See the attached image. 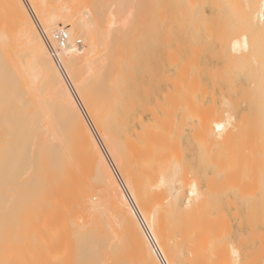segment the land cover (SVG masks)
<instances>
[{
	"label": "bare ground",
	"instance_id": "bare-ground-1",
	"mask_svg": "<svg viewBox=\"0 0 264 264\" xmlns=\"http://www.w3.org/2000/svg\"><path fill=\"white\" fill-rule=\"evenodd\" d=\"M58 1L59 0H0V264H185L186 261L188 264H193V259L196 262H201L202 260L200 261V259L202 258L205 261H202L201 264H204L203 262H206L205 258H208L205 254L206 249H204V253H202L204 256H206L205 258L203 257V255H201L200 252L196 253L195 256L197 257L193 258L194 254L192 253L194 248L190 249L189 251L187 250L194 247L193 245H196V243L198 245V241L201 240L197 241L196 238L200 235L195 236V231H191L193 234L189 232V234L191 233L195 236L196 240L194 241V236H192L191 234L188 235L187 233L188 240L184 238V240L186 239V241L183 242H185L187 245L189 244L188 247L184 246L186 244L181 242L183 238L182 240L181 238L175 239V236H177L176 233L178 231L175 232L174 236V230H177V228L179 227L181 228V226L178 227L174 224L177 223V220H180V215L188 213L186 215H188V217L190 218V213L192 215L196 212L195 210H198L199 212L201 211V208H199V206L202 205L204 192L201 193L195 185H192L191 188L187 191L184 190L183 186H187L186 182H188V179H186L187 181L185 180V182H183L184 178L181 176L184 175L180 174L181 169L179 168V165H173L171 166V168L164 169L166 166L160 162L159 158L157 159L155 156L150 157L148 153L149 150L147 149H144L143 153L147 150L145 156H149L150 158L147 157L146 159L148 160H144L145 163L140 164V161L137 160L136 156L139 151L141 153L140 149L143 148V146L144 148H146V145H142V147L139 148L138 153L136 154L137 146L140 145L134 147L135 142H132L133 137L131 140V131L136 130L135 128L132 129L130 126L131 124H129L128 117L129 114H132V112L128 113V111H125L127 109H125V107H122L123 104H121V98H117V96H115L116 93L113 94L110 91H114V88L117 91L116 84L115 86L113 85L115 81H118V79L115 78V71L118 68L117 63H119L124 56L122 55V53H125L126 55V52H124V50L126 49L128 44L124 45V36L122 34L126 33V31L123 32L125 26L121 27L123 28L121 31L118 22V26L116 25L117 23L115 20L118 19L119 21V18H114L116 15H113L112 17L109 15L111 18L108 16V18L106 19L105 17H103L105 15L101 16L102 13H100V15L98 14L99 16H97L96 13L95 17V12L93 11H95L96 7L99 9V12H101L100 9H102L104 6H106L105 8L108 9L110 5L108 6L106 2L112 0H105L106 2L103 0H99L101 1V3H105H100V5L99 3L94 4V10H87L91 13L87 14V12H85V17L80 16L78 12L77 14L79 16H76L77 14L74 13L75 9L73 8L75 7V5H73L74 2L73 4L71 3L72 5H70L69 2L66 3L67 0H64L62 2ZM125 1L127 2H124L125 5L129 3V0ZM235 1L236 0H234V2ZM242 1L245 2L243 6H246L244 10H246L247 6H249L246 11L250 13L251 10L252 12V14L249 15V13H247L246 15H249L248 17H250L251 15L253 16V19L247 18V22L249 20H251V22L252 20H254L255 23L253 22L254 24L252 25V23L249 21L250 23L246 24L247 22L245 21L244 24L248 25V28L252 26L253 28H251L252 30L242 28L241 32H243V30L245 31V29L248 32H252L255 26H257V29L255 28L254 32L258 33L259 30L260 32H262V28H260L261 26L259 27V25L264 22V0H259V4H255L256 6L254 5L256 7L255 9L251 8V6L253 7L254 3L252 5H248L250 3H246L250 0H238L239 6L237 7L240 8V6H242ZM251 1L253 2V0ZM81 2L83 1L81 0ZM86 2L89 3L87 0ZM95 2L97 1L95 0ZM113 2L115 3L114 0ZM113 2H111L112 7L118 6H114L115 4ZM118 2L120 3V1H117V3ZM120 4H122V2ZM81 5L83 6V3H81ZM90 5L89 7L91 8L93 4L91 6ZM126 6L130 7L128 5ZM122 7L123 8H121V10L125 9V6ZM127 7L125 10L126 12ZM105 8H103L102 10L108 13L109 9L106 10ZM144 8L145 7H143V9ZM78 9L81 10V8ZM113 9L116 10V8ZM115 10H113V14H117L115 13ZM244 10L242 9V12ZM145 11L146 10H144V12ZM141 12H143V10ZM85 13H82L81 15H84ZM143 13H141L140 15H142ZM33 14L37 18L36 20L40 25L41 31L37 26L38 24L33 18ZM127 14L129 15L130 12L128 11ZM128 15H124V17ZM143 15L142 18L145 17ZM148 15L146 13V16ZM101 17L104 18V21H101L102 19H100L99 23V18ZM230 18L226 17L227 20H229ZM142 21H140V23H142ZM126 22L124 23L126 24ZM226 23L223 24L226 25ZM120 24L122 25V22ZM249 24L251 25L249 26ZM233 27H236V25ZM228 28L230 29V27ZM236 29L235 31H237ZM140 30H142V28H140ZM59 31H64L68 37V46L58 51V57L61 63L62 70H60L54 64L50 51L48 50L43 39V35L47 36L50 39L52 38L54 33ZM233 31L234 30L232 29L231 32ZM241 32H238V35H236L237 33L235 35L239 36ZM254 32H252L253 34H249L254 35ZM132 33L134 34L135 31ZM228 34L229 32L227 33V35ZM246 34H240L242 35V37L239 36V39L234 36V41L232 42V44H230V48H232L230 49V52L233 51L231 52V55L232 53H241L244 55L245 51H247L246 49H248L250 45H248L249 36H247L249 34ZM124 35L126 36V34ZM131 36L133 37V35ZM227 39L229 40L228 37ZM257 39L259 40V38ZM81 41H83L84 43ZM167 41L165 40V42ZM250 41H252L251 36ZM250 41L249 43H252ZM78 43H83V46L80 48H76ZM139 43H142V41H140ZM249 49L251 50V48ZM259 50L258 52H262L261 50ZM255 52H253L255 54L254 56H257L256 54L258 53ZM168 54L166 55L167 58ZM238 55L242 58V55ZM232 59H234V57ZM244 59H246V57H244ZM261 61L259 62L261 63ZM263 66L264 65H262V67ZM180 74L182 75V73H180L179 71V75ZM180 77L182 76H179V78ZM179 78L178 81H176L175 79L174 82L181 83L182 79L180 78V80ZM120 87H122V85ZM122 88L124 89V87ZM122 88L119 89L121 90ZM178 88L179 87H177L176 89ZM176 89L174 86L173 90L175 91ZM260 89H262V87ZM168 95L173 96L171 94H167V96ZM186 95L189 94L187 93ZM170 96L168 97L170 98ZM182 98L184 101H186L184 94ZM262 98V100H259L257 102L260 103V108H263L264 110V96ZM171 100L172 99H170V101ZM174 101L178 102L179 100ZM165 102L167 104L171 103L167 101ZM180 103L182 104L183 102L180 100ZM184 103H187V101ZM250 103L251 102H249V104ZM221 104H223L225 107L229 105L226 100H224V102ZM79 105H82V109H84L86 117ZM173 105V107H175L176 103H173ZM171 107L168 112L171 111ZM210 108L211 107H209V109ZM160 110L162 111V109ZM208 112H210L211 116L212 112L210 110H208ZM198 114L196 113L197 117L201 118V116ZM208 114H203L204 118L207 117L206 115ZM229 114L231 115L232 112ZM261 114H263V112ZM226 116V118L222 119V121L215 122L214 124L211 123L209 126L213 127L211 128L212 137L215 135V137H217L218 139H213L217 140L218 142H220V139L222 137L223 138L221 141H225L227 139L229 140V137L231 138V135L228 134V137L227 133H229V130L232 133L233 130L232 128H230V126L235 129L234 125L236 126V123L239 122L238 121L235 123L234 121H232L233 118L228 114H226ZM255 118L258 119V117L256 116L254 117V119ZM87 119L93 125H91L93 127L92 129H95V134L98 135V138L102 142V144H100L104 145V149L102 148L103 150L101 149L102 146L100 147V144L98 143L99 140L96 139L94 132L90 128ZM135 120L136 122L143 121L142 118H140L139 121H137L136 118ZM250 120L252 121V119H249V123ZM259 120H261V118ZM214 121H216V119ZM255 121L257 122V120ZM178 122L181 123V121ZM241 122H243L242 124L244 125L243 119ZM157 123L158 125L162 126V124H159V120ZM201 124H203V122ZM201 124H199L200 129L202 130L204 126L202 131L206 132V130L204 129H206L207 126L205 124L201 126ZM258 128L260 127H257L256 129L258 130ZM199 130L198 134L202 133V136L205 135V132L203 133L201 130V132H199ZM164 131L165 130H163V132ZM262 131L264 132L263 129ZM132 132L136 133L135 131ZM241 132L242 131L238 133L240 134V136L242 135ZM156 133L158 132L156 131ZM208 133H211V131H209ZM250 133L251 131L249 132V134ZM249 134L246 135L245 133V142L251 144L252 141L250 140V137L251 135L253 136L254 133H251L250 135ZM232 135L234 136L233 133ZM255 135L254 137H256ZM259 135H261V133ZM259 135H257L258 138ZM194 136L192 135V138ZM139 137L140 139H142L141 135ZM158 137L161 138V136L159 135ZM224 137H226L225 140ZM152 138H154V136H152ZM171 138H173V136ZM213 139L211 138L212 142ZM232 139L233 138L230 139L231 142ZM228 140L227 142L229 144L230 142ZM247 140H249V142ZM145 141L147 142L148 139ZM217 141L216 143L218 145ZM153 142L156 144L159 141H154L153 139ZM257 142L258 141L256 140V143ZM262 142H264V140L258 142L259 148L261 147L260 145ZM247 143L245 145L248 146ZM171 144H173V142ZM222 144L224 145L225 143L222 142ZM174 145L175 143L172 145V147ZM217 145L216 147L214 146L215 149H218ZM149 146L150 148L156 147L155 145H152L151 147V144H149L148 142L147 147ZM253 147L255 148V146ZM261 148L262 150H260V156H264L262 155V152L264 153V147ZM152 150L150 149V151ZM229 150L231 151V148ZM229 150L228 152H230ZM232 151L234 152V149H232ZM251 152L253 151L251 150ZM255 152L256 151H254L253 154H255ZM219 153L222 154L223 152H218V154ZM199 154L197 153L196 156H198ZM202 154L204 153L202 152ZM223 154L225 155V153ZM257 154L258 153H256V157ZM142 155L144 154L141 153V156ZM204 156L205 155H203V158L206 159V156ZM247 156L249 155L247 154ZM137 157H140L139 154ZM157 157L159 156L157 155ZM211 157L213 158L214 155ZM211 157H209V159H212ZM141 158L143 159V157ZM151 158L152 160H149ZM242 158L239 159L242 160ZM201 159L202 157L199 160L201 161ZM256 159H258V157ZM221 160L219 161L222 164L223 160ZM214 163L215 162H213V164ZM228 164L229 162H227V165ZM112 169H114L116 173L117 171L118 173H121H117V175H122V178L120 176L118 177H120L122 180L124 178L125 180L126 184L120 180V192L117 186L111 180L112 178L109 170ZM182 171L185 172V169ZM193 172H195V175H197V172L195 170ZM187 175L185 176V178L187 177ZM191 177L189 179L192 181ZM208 179L209 177L206 180V182L208 181L207 184L213 182L212 178V181L211 179ZM121 183L124 189L121 186ZM189 183L192 184V182H188V186ZM212 185L213 184L208 186L211 187ZM215 185L217 186V183ZM220 192H222V189ZM193 208H195V210ZM205 209L206 210L203 209V211L207 212L209 208ZM198 211L197 214H200L198 213ZM186 215L185 218H187ZM204 216L205 214L202 218H204ZM219 216L220 215H218V217ZM190 220H192V218ZM206 220L203 225L207 223ZM185 221L187 222V219ZM182 222H179L180 225L182 224L181 229H184V226L185 228L187 227V229L190 226V229L192 228V225H189L193 224L192 222ZM195 222L194 225H197V223ZM199 225L201 226L202 224ZM226 226L228 227V225L225 224V227ZM200 228L198 227V229ZM213 228L214 230H217L221 227L219 226V228H216V226H213ZM203 229H201V232H203ZM181 231L182 230H180L179 232L184 233V231L186 232L187 230L184 229V231ZM228 232L229 231L227 230V233ZM183 233L181 234V237ZM178 237H180V235H178ZM183 237L185 236L183 235ZM191 237H193V239ZM202 238H204V240L206 239L204 236ZM176 240L178 241L176 242ZM178 242H181L183 244H179ZM204 243V246L201 244L199 246L207 248V246H205L206 243ZM213 243L211 245L217 246V244L215 245V243ZM260 243L264 244V241L263 243ZM183 246L187 249H184ZM260 247H262V245ZM218 248L220 247L218 246ZM214 249L216 250V248ZM185 250L192 254L193 257L185 258ZM194 251L197 252V250ZM182 254L184 257L182 256ZM197 254H200L201 257L199 255V258ZM217 254L219 255V253ZM229 254L231 255L230 262L227 263L237 264L239 260V253L233 246L231 247V252L229 251ZM214 255L212 252V256ZM218 255H216V257L221 258L222 255ZM220 258L219 260L224 259ZM215 263L218 264V262ZM220 263L221 261H219V264ZM194 264L196 263L194 262ZM209 264H212L210 260Z\"/></svg>",
	"mask_w": 264,
	"mask_h": 264
},
{
	"label": "rangeland",
	"instance_id": "rangeland-1",
	"mask_svg": "<svg viewBox=\"0 0 264 264\" xmlns=\"http://www.w3.org/2000/svg\"><path fill=\"white\" fill-rule=\"evenodd\" d=\"M59 1L62 2L64 0H59ZM70 1L67 0L66 3L69 2V4L72 5L74 2L73 5H75V7H73V8L75 9V12H74V9H73V12L76 14L78 12V14L80 16H84V17L86 15L85 12H87V14H89V13H91L90 12L91 9L94 10L93 9L94 4L99 3V5H100V3H101V1H99V0H96L97 2H95V0H87L89 3H87L86 0H85V2H84V0H82L83 2H81V0H73V1L70 0ZM103 1H105V0H103ZM114 1H115V3L113 2V0L106 2L108 4V6L110 5L109 7L107 6L109 10L107 8H105L106 6H104V7L102 6L103 8H105L106 10H108L111 13H109L108 11H107L108 13H106V11L104 12V10H102L103 9L102 7H101L102 9H100L101 12H99V9L96 6L95 7L97 8V10L95 8V11H93V12H95L94 13L95 17H96V13H97V16H99L100 13H102L101 16L105 15L103 17H105L106 19L108 18L109 15L111 17L113 15L114 16L116 15L114 18H119V21H118V19H116L115 21H116V23L117 22L119 23L120 28L125 26L124 29L121 28V31H122V29L124 30L123 32L126 31V33H122L124 36L123 37L124 45L128 44L127 47L125 46L126 49L124 50V52H126V55H125V53H122V55H124V56L122 57V60L119 63H117L118 68L115 71V73H116L115 78H117L118 81L116 82L115 80H113V81H115V83L113 85L115 86V84H116L117 91L115 90V88H114V91L113 90H110V91L113 94L116 93L115 96H117V98L118 97L121 98V101H122L121 104H123L122 107H125V109H127L125 111H128V113L132 112V114H133V115L129 114L128 119H129V124H131L130 125L131 128L136 129V130H132V131H135L136 133L131 131V140L133 137L132 142L133 143L135 142L134 147H136L137 145H140V146H137L136 154L138 153V150L140 147H142V145H146V148H144V146H143V148L140 149L141 153L144 155L141 156V153L139 151L138 154L140 157H137L138 156V154H137L136 158L138 161H140V164H144L145 163L144 160H148V159H146L147 157H149V156L154 157L155 156L157 159L158 158L160 159V162L163 165L166 166L164 169L171 168V166H173V165H179V168L181 169L180 174L184 175V176H181L184 178L183 179L184 181L183 180H181V181L185 182V180L188 179V182H192V184L189 183V186H188V182H186L187 186H183L184 190L187 191L188 189L191 188L192 185H195L201 193L204 192L202 205L199 206V208H201V211L199 212L198 210H195V208H193L196 211L195 212L196 214L194 212H192L194 214L191 215V213H190V215H189L190 218H189L188 215H186L188 213H184L183 215H180V220H177V223H174L178 227L181 226V228H182V224L180 225L179 222H182L184 219L185 220L187 219V222L185 220L183 222L188 223L190 221L189 223H191V222L193 223V224H189V225H192L191 229H190L191 226L188 229H187V227L185 228V226L183 227L184 229L187 230L186 232L184 231V229H181L180 227L179 228L176 227L177 230H174V236H175V232L178 231L177 233H180L179 232L180 230L184 231V233L182 231L181 232L183 233V235L185 237H183V235L181 237L182 233H180V234L176 233L177 236H175L176 237L175 239L181 238V240H182V238H183L182 241L179 239L181 242L186 241V239L188 240V238H187L188 235H190L194 231H195L194 233H196V234H194L195 236L200 235L196 238L197 241L201 240V241H198V245L196 243L197 246L190 244V245H193L194 247L187 249L184 246L188 247L189 244L187 245L185 242H183L184 244H186L183 246L184 249L186 248L189 251L190 249L194 248L193 253H192V254H194V257L192 254H190L188 251L185 250L184 251L185 253L183 252L185 258L186 257L187 258H190V257L195 258V257H197V256H195V254L199 253V252L201 253V255H203L202 253H204V249H206L205 254L208 258H205L206 256L203 255V257L206 259V262H207V263L203 262L204 264L205 263L209 264V260L212 264H217L215 262H218V264H219V261H221L220 264H222V262H223V264H226L227 262H230V256H231L230 254L231 253L229 254V251L231 252V247L233 246L239 253V260H238L237 264H264V244L260 243V242L263 243V241H264V220H263L264 219V156H260V153H261L260 150H262L261 147H264V144H262L264 142H262L260 145L261 149L258 147L259 146L258 142L259 141L261 142L264 140V139H261V138H264V132L262 131V129L264 130V117H263L264 116V110H263V108L262 109L260 108L261 105H260V103L257 102L259 100H262L263 99L262 97L264 96V93H263L264 92V66L262 67V65H264V58H263L264 57V51H263L264 50V30H263L264 29L263 28L264 22L261 25H259V27L261 26L260 28H262L261 29L262 32H260L259 29H258L259 31L257 30L258 33L254 32V29L255 28L257 29V26L254 25L255 28L253 29L252 32H254L255 37H254V35H250L249 33H252V32L251 31L248 32V31H246V29L249 30V29L253 28V26L248 28V25H246V24L250 23L251 20H249L250 22L249 21L247 22L246 19L247 18L253 19L252 15L250 17H248L250 14H252V12H251V10H250V13L246 11L249 6H247L246 10H244L246 6L245 7L243 6L245 3L243 1H242L243 3L241 2L242 6H240V8L237 7V6H239L238 0H236L235 2H234V0H219V1L218 0H208V1L207 0H199V1L198 0H196V1L195 0H147V7H146V0H137V1L136 0H134V1H131V0L128 1L127 0L129 3L126 5L130 6L132 4L130 7H127L125 5V3H127L125 0H114ZM117 1H120V3L122 2V4H124V5L120 4L119 2H118L119 3L118 4ZM239 1H241V0H239ZM250 1H247L246 3L247 4L250 3L248 5H252L254 3L253 7L251 6L252 9L256 8L255 4H257V5L259 4L258 3L259 0L258 1L253 0V2L252 1L250 2ZM254 1L257 3H255ZM80 2L83 3V6H85V7H83ZM91 2L93 5L91 4ZM93 2H95V3H93ZM105 2H102L101 4H103ZM111 2H113L115 4L114 6H116V5H118V6L112 7ZM77 3L80 5H78ZM144 4H145V6H144ZM213 4H214V6H213ZM89 5L91 6V8L89 7ZM222 5H223V7H222ZM122 6H125L124 7L125 9L121 10V8H123ZM126 7H127V12L125 11ZM143 7H145V8L143 9ZM78 8H81V10H79ZM111 8L112 9L116 8L117 11L115 9H113V10H115V13H117V14H113L114 12ZM89 9H90V11L88 12L87 10H89ZM242 9L245 11V13H244V11L242 12ZM142 10H143V12H144V10H146V11L143 13V12H141ZM198 10H199V12H198ZM128 11L130 12L129 15L127 14ZM194 11H195V13H194ZM231 12H234V13H231ZM82 13H85V14L81 15ZM141 13L144 14V15L143 14L142 15L146 17L147 22H146L145 17L142 18V15H140ZM146 13H147V15L148 14L149 15L146 16ZM225 13H226V16H225ZM247 13H249V15H246ZM78 14L76 16H79ZM124 15H128V16L124 17ZM226 17H229V18L231 17L230 18L231 20L230 19L227 20L228 18L226 19ZM33 18H34L35 22L38 24L37 26L39 27V29L41 31L40 25L37 22V20H36L37 18H36V16H34V14H33ZM100 19H102L101 21H104L103 20L104 18L101 17V18H99V23H100ZM144 19H145V21H144ZM120 21L122 22V25L120 24L121 23ZM140 21H142V23H140ZM245 21L247 22L246 24H244ZM124 22H126V24ZM136 22L138 23V25ZM236 22H239V23H236ZM253 22H254V20H252V22H251L252 25L255 23V22L254 23ZM118 23L116 24L117 26H118ZM223 23H226V25H224ZM104 24H105V22H104ZM123 24H125V25H123ZM234 24L236 25V27H233V26H235ZM250 25L251 24H249V26ZM194 26H195V28H194ZM114 27H115V25H114ZM228 27H230V29ZM125 28H127V29H125ZM140 28H142V30H140ZM236 28H238V29H236ZM242 28L243 29L246 28L245 31L243 30V32H241ZM132 29H133V31H132ZM147 29H148V31H147ZM232 29L234 30L233 32H231ZM235 29L237 31H235ZM136 30H138V31H136ZM185 30H186V32H185ZM227 30H229V31H227ZM130 31H132V32L135 31L134 34H136V35H134ZM226 32L227 33L229 32L230 35L228 34L229 35L228 36ZM238 32H241L240 34H246V33L249 34V35H247V34L246 35L249 36V38H248L249 40L248 39L247 40H248V45H250L249 48H251V50L247 47L248 48V49H246L247 51H245V53L242 52V53H244V55L241 53H238V54L242 55V58L239 57V55L236 53H232V55H231V52H233V51L230 52V49H232V48H230V44H232V42L234 41L233 40L234 36L236 38H238L239 36L242 37V35H240V34H239V36H236V35H238ZM151 33H152V35H151ZM224 33H225V35H224ZM260 33H261V35H260ZM124 34H126V36ZM129 34L133 35V37ZM220 34H221V36H220ZM226 36L229 38V40L227 39ZM250 36H251L252 41H250ZM126 38H127V40H126ZM257 38H259V40ZM165 40L166 41L168 40V41L165 42ZM222 40H224V41H222ZM257 40H258V42H257ZM140 41H142V43H139ZM207 41H209V42H207ZM229 41H230V43H229ZM249 41L252 43H249ZM81 42H83V41H81ZM83 43L77 44L76 48L82 47ZM261 43H262V45H261ZM175 45H176V47H175ZM138 46H139V48H138ZM259 49L262 52H258ZM253 52L258 53V54H256L257 56H254L255 54ZM167 54H168V58L166 56ZM120 56H121V54H120ZM125 56H126V58H125ZM169 57H170V60H169ZM233 57L235 60L232 59ZM244 57H246V59H244ZM257 58H259V59H257ZM248 59H250V60H248ZM260 59L263 61H261ZM259 61H261V63ZM133 62H136V63H133ZM247 64H249V65H247ZM260 64H261V66H260ZM178 66H179V68H178ZM225 67H227V68H225ZM175 70L176 71L178 70V71L176 72ZM179 71H180V73H182V75L181 74L179 75ZM176 75L182 76V77H180L182 80L179 78V76H176ZM177 77L181 80V83L179 82L180 84L177 82H174L175 79H176V81H178ZM171 79H172V81H171ZM254 79H257V80H254ZM184 80H185V82H184ZM170 82H171V84H170ZM249 82H250V84H249ZM118 83L121 84L122 87H124V89L122 87H120L121 85H119ZM251 84H252V86H251ZM182 85H184L185 87ZM174 86H175V89L177 87H179V88L174 91L173 90ZM261 87H262V89H260ZM119 88H122V89L120 90ZM189 89H192V90H189ZM199 89H201V90H199ZM251 90H252V92H251ZM167 91H168V93H167ZM187 93L189 95H186ZM257 93H258V95H257ZM260 93H262V94H260ZM167 94H171L173 96L168 95V96H170V98H169L167 96ZM183 94H184V97H185L188 104L184 103L186 101H184L182 98ZM174 95H175V97H174ZM240 96L242 99L240 98ZM172 97H174V98H172ZM164 98H166V99H164ZM170 99H172V100L170 101ZM164 100L167 102H171L172 104L171 103L167 104ZM174 100H177V101L179 100V101L175 102ZM180 100L184 104L183 103L181 104ZM224 100H226L229 104L226 107L223 104H221L224 102ZM235 101H236V103H235ZM249 102H251V103L249 104ZM173 103H176L175 107H173L174 106ZM79 104H80V102H79ZM158 105H160V106H158ZM79 106L81 107V110L86 117L85 111H84V109H82V105H79ZM159 107H160V109H162V111L159 109ZM170 107H171V111L168 112V110H170ZM209 107H211V108L209 109ZM230 107H231V109H230ZM227 108L229 111L227 110ZM206 109H208L212 112L211 116H210V112H208V110H206ZM255 110L256 111L259 110V111L256 112ZM154 111H155V114H154ZM231 112L233 115L229 114ZM258 112L260 113V115ZM262 112H263V114H261ZM196 113L197 114L199 113L198 115H200L201 118L197 117ZM205 113L206 114L209 113V114L206 115L207 117L204 118L203 114H205ZM225 113L228 114L229 116H231L233 118L232 121H234L235 123L238 121L240 122V123L238 122L239 124L236 123V126L234 125L235 129L230 126V128H232L234 130V132L232 130V133L234 134V136L232 135L230 130L229 131L227 130L229 132V133L226 132L227 135L230 134L231 138H233L232 142H231L230 141L231 138L228 135L229 140L228 139L227 140L230 142L229 144H228L227 140H225L226 137H224V140L226 142L221 141L223 137L221 139L219 138L220 142H218L217 140H214L213 138L216 139L217 137H215L214 133H213L214 136L212 137V129L211 128H213V127H209L211 123L214 124L215 122L222 121V119L226 118L227 116ZM165 115L168 117H166ZM195 115H196V117H195ZM255 116L258 117V119H256V118L254 119ZM259 117L261 118V120H259L260 119ZM135 118L137 119V121H139V119L142 118L143 121L142 122H140V121L136 122ZM156 118L160 121L159 124H162V126L158 125V123H157L158 120ZM130 119H131V121H130ZM163 119H165V120H163ZM205 119H207V120H205ZM213 119L214 120L216 119V121H214ZM242 119L244 120V125L242 124L243 122H241ZM249 119H252V121L250 120L251 125L249 123ZM156 120H157V122H156ZM161 120H163V121H161ZM255 120H257V122ZM87 121H88V119H87ZM178 121H181V123ZM200 122L201 123L203 122V124H201ZM255 122H256L257 126H256ZM88 124H89L90 128L92 129L93 125L90 123V121H88ZM138 124H140V125H138ZM199 124H201V126H203L204 124L207 126V128L204 129V130H206V132L202 131L204 126H203V128L201 127L202 130L200 129ZM176 125H178V126H176ZM248 126H249V128H248ZM159 127H164V128H159ZM253 127H255V128H253ZM257 127H260V128H258V130H260V131H258L256 129ZM137 128H139V129H137ZM198 128L203 133L205 132L204 133L205 135L202 136L201 135L202 133L198 134V130H199ZM177 129H178V131H177ZM246 129L249 132L251 131L252 134L254 133L253 136L251 135L252 139L250 137V140L252 141V143H251L252 145L250 143L248 144L247 142H245L246 135L249 134V132H247ZM253 129H254V131L256 130L257 132L256 131L254 132ZM163 130H165V131L163 132ZM200 130H199V132H201ZM239 130L242 131L241 136H240V134H238L240 132ZM92 131L94 132L95 129L94 130L92 129ZM145 131H146V133H145ZM156 131L158 133H156ZM196 131H197L198 136L196 134ZM209 131H211V133H208ZM137 132L138 133L140 132L139 134L141 135L142 139H140V137H139L140 135ZM95 133L96 132H94V134ZM245 133H246V135H245ZM260 133L262 136L259 135ZM158 135L161 136V138L158 137ZM192 135L193 136L195 135L196 137L194 136L193 137L194 139H193ZM235 135H237V136H235ZM254 135L257 138L254 137ZM257 135H259V138ZM95 136H96V139L100 141V139L98 138V135L95 134ZM136 136H138L139 138ZM144 136H145V138H144ZM152 136H154V138H152ZM172 136H173V138H171ZM197 137L198 138L200 137L199 140ZM209 137H210V139H209ZM236 137H238V138H236ZM143 138H144V140H143ZM146 138L148 139L147 142L145 141V140H147ZM211 138L213 139V142L211 141ZM248 138H249V136H248ZM153 139H154V141H159L160 143L157 142L156 143L157 145H156L153 142ZM155 139H157V140H155ZM203 139H204V142H203ZM259 139H261V140H259ZM256 140L258 141L257 143H256ZM99 141H98V143L102 144V142L101 141L99 142ZM199 141H200V143H199ZM209 141L212 143H210ZM216 141L218 142V145H217ZM237 141H238V143H237ZM247 141L249 142V140H247ZM148 142H149V144H151V147H152V145L153 146L155 145L156 147H154V148L153 147L150 148V146L147 147ZM172 142H173V144L175 143V145L173 146L174 149L172 147L173 144H171ZM222 142L225 144L223 145ZM203 143L206 145H204ZM246 143L248 144V146L245 145ZM253 143H254V145H253ZM101 144H100V147L102 146L101 149L102 148L104 149V147H103L104 145H101ZM209 144H211V145H209ZM216 145H217L218 149H215ZM222 145H223V147H222ZM157 146H158V149H157ZM227 146H229V147H227ZM237 146H239V147H237ZM244 146L246 149L248 148L247 151L244 148ZM251 146L252 147L255 146V148L253 147V149H252ZM166 147H168V148H166ZM149 148L151 150L152 149L153 150L150 151ZM230 148H231V151L229 150ZM249 148L253 152L256 151L255 154H253V152H251V150ZM144 149L149 150V152H148L149 156H145V153L147 150L143 153ZM232 149H234V152L232 151ZM237 149H238V151H237ZM158 150H160V151H158ZM228 150L230 152H228ZM202 152L204 154H202ZM218 152H223V153H225V155L222 153L223 154V156H222V154L221 153L218 154ZM153 153L156 155H154ZM159 153H160V155H159ZM197 153L201 154V155L200 154L198 155L200 157L196 156ZM256 153H258L257 154L258 159H256L257 158ZM247 154L249 156H247ZM157 155L159 157H157ZM203 155L206 156V159L203 158ZM213 155H214V157L212 158L211 156H213ZM254 155L256 158L254 157ZM262 155H264L263 152H262ZM245 156H247V157H245ZM141 157H143V159ZM197 157L199 159L202 157L201 161ZM209 157H211L212 159H209ZM221 157H223V158H221ZM259 157L260 158L263 157V158L260 159ZM139 158H140V160H139ZM220 158L223 160L222 164L219 161V160H221ZM230 158H232V159H230ZM239 158H242V160ZM141 159L143 160V162ZM255 159H256V161H255ZM149 160H152V158ZM210 160L212 161V163ZM226 161L229 162L228 165H227ZM232 161H233V163H232ZM213 162H215V163L213 164ZM202 164L204 167L202 166ZM184 169H185V172L182 171ZM116 170H118V169H116ZM194 170L197 172L196 173L197 175H195V172H193ZM190 172H191V174H190ZM198 172H201V173H198ZM109 173H110L111 178H112L111 180L117 186V188L120 192V181L118 180L117 176L121 177L122 175H117L118 171L116 173V171L114 169L109 170ZM118 174H121V173H118ZM187 174H189V175H187ZM186 175H187V177L185 178ZM201 176H203V177H201ZM120 177H119V179L125 183L124 178L122 180L121 179L122 177L121 178ZM190 177H191L192 181L189 179ZM193 177H196V178H193ZM208 177H209L208 180H210L212 178L213 182H210L207 184L208 181L206 182V180ZM212 179H211V181H212ZM196 181H197V185H196ZM183 182H181V183H183ZM215 182L217 183L218 187L215 185L216 184ZM211 184H213L211 187L208 186ZM218 184H220V185H218ZM182 185H184V184H182ZM221 189H222V192H220ZM205 208H209L207 212L203 211V209L206 210ZM194 210H192V211H194ZM197 211L200 214H197ZM204 214H205V216H204V218H202ZM185 215L187 216V218H185ZM218 215H220V216L218 217ZM217 217H218V219H217ZM191 218H192V220H190ZM193 219H197V220H193ZM199 220L201 223L199 222ZM205 220L207 223H205L203 225ZM224 220H225V223H224ZM193 221L194 222L196 221L195 223H197V225H194ZM214 222H215V224H214ZM217 223L219 224V226L221 228H219ZM199 224H202V225L200 226ZM225 224L228 225L229 228L227 226H226L227 227L226 228ZM183 225H185V224H183ZM213 226H216V228H219V229L214 230L215 227L213 228ZM198 227L199 228L201 227V228L198 229ZM203 227H204V229H203ZM211 227H212V229H211ZM193 228H194V230H193ZM201 229H203L202 230L203 232H201ZM227 230L229 231L228 233H227ZM189 232H191V233L189 234ZM200 232L202 235L200 234ZM204 232H205L206 236H205ZM187 233H188V235H187ZM211 233L214 234V237H213V234H211ZM215 233L216 234L218 233V234L216 235ZM178 235H180V237H178ZM194 235H192V236H194ZM195 236H194V239H193V237H191L194 241L196 240ZM203 236L206 238L205 240H204V238H202ZM184 238H186V239L184 240ZM177 241L178 240H176V242ZM213 242L215 243V245L217 244V246L211 245ZM183 243H181V244H183ZM203 243L205 244V246H207V248L203 247L204 246ZM200 244L203 246H199ZM261 245H262V247H260ZM218 246L220 248H218ZM199 247H200V249L203 247L201 249V251H203V252L200 251ZM214 248H216V250ZM217 249H218V251H217ZM194 250H197V252H195ZM186 252H188L189 254ZM212 252H213V255L215 254L214 256H212ZM207 253H209V254H207ZM210 253H211V255H210ZM217 253H219V255ZM199 255H198V257H199ZM201 255H200V257H201ZM209 255H210V257H209ZM216 255H218V256L222 255L223 257L221 256V258H224V259H221L219 257L221 259V260H219V258H217ZM182 256H183V254H182ZM185 258H184V260H185ZM201 260L205 261V260H203V258L200 259V261ZM212 260H214V261H212ZM202 261L196 262L193 259V264H194V262L196 264H201ZM185 264H188L187 261Z\"/></svg>",
	"mask_w": 264,
	"mask_h": 264
},
{
	"label": "built area",
	"instance_id": "built-area-1",
	"mask_svg": "<svg viewBox=\"0 0 264 264\" xmlns=\"http://www.w3.org/2000/svg\"><path fill=\"white\" fill-rule=\"evenodd\" d=\"M44 42L50 51V54L52 56V59L54 61V64L60 69L61 68V63L58 57V51L61 49H64L65 47L68 46L67 41L68 37L67 34L64 31H59L53 34L52 38H48L47 36L43 35ZM80 44V43H78ZM118 180L120 181L119 177L117 176ZM122 186V183H121ZM123 187V186H122ZM124 189V187H123Z\"/></svg>",
	"mask_w": 264,
	"mask_h": 264
}]
</instances>
